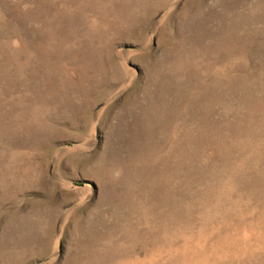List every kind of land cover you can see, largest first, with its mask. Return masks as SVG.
Segmentation results:
<instances>
[{"label": "rangeland", "instance_id": "374dc122", "mask_svg": "<svg viewBox=\"0 0 264 264\" xmlns=\"http://www.w3.org/2000/svg\"><path fill=\"white\" fill-rule=\"evenodd\" d=\"M0 264H264V0H0Z\"/></svg>", "mask_w": 264, "mask_h": 264}]
</instances>
